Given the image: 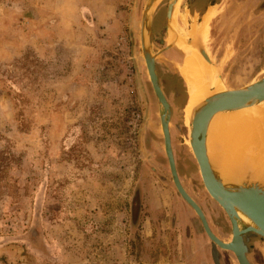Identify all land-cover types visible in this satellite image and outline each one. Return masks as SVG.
Listing matches in <instances>:
<instances>
[{
    "label": "rangeland",
    "instance_id": "1",
    "mask_svg": "<svg viewBox=\"0 0 264 264\" xmlns=\"http://www.w3.org/2000/svg\"><path fill=\"white\" fill-rule=\"evenodd\" d=\"M146 1L126 0L118 47L94 74L91 58L76 69L75 40L57 34L63 24L50 0H0V264H214L164 153L140 48ZM168 3L155 11L154 52L166 46ZM191 4L183 0L179 8V40L191 44L189 33L211 17L203 50L226 89L261 79L264 0H222L204 20L206 10L195 14ZM183 55L174 46L156 60L172 110L174 159L182 187L228 242L229 220L207 195L191 155ZM252 241L250 264H264V239ZM218 251L220 264H237L231 252Z\"/></svg>",
    "mask_w": 264,
    "mask_h": 264
},
{
    "label": "water",
    "instance_id": "2",
    "mask_svg": "<svg viewBox=\"0 0 264 264\" xmlns=\"http://www.w3.org/2000/svg\"><path fill=\"white\" fill-rule=\"evenodd\" d=\"M162 1L147 0L145 3L140 21V48L147 77L159 105L164 153L173 185L182 200L192 209L200 221L211 244L213 263L220 264L218 250H222L231 252L237 264H250L243 237L247 234H255L264 239V186L258 182H251L247 178L236 183L222 180L218 169L212 164L208 156L207 131L212 119L217 114L264 102V76L253 84L209 96L194 109L192 114L190 146L203 187L207 195L226 214L230 222L231 240L225 243L220 241L210 230L202 210L182 187L176 171L169 133L170 106L161 90L155 67L158 57L163 52L172 49L173 45H166L162 50L154 52L152 40L153 17ZM177 1L169 0L167 5L165 34L169 30V22ZM199 52L206 61H209L202 48H199Z\"/></svg>",
    "mask_w": 264,
    "mask_h": 264
},
{
    "label": "bare ground",
    "instance_id": "3",
    "mask_svg": "<svg viewBox=\"0 0 264 264\" xmlns=\"http://www.w3.org/2000/svg\"><path fill=\"white\" fill-rule=\"evenodd\" d=\"M181 3L178 0L174 6L165 43L177 46L184 54L183 76L190 89L193 114L209 96L228 89L208 55L205 53L209 60L206 61L199 52L207 43L211 17L206 18L199 32L194 28L189 33L191 44L188 40H179ZM207 151L225 182L236 183L247 178L264 186V102L214 116L207 131Z\"/></svg>",
    "mask_w": 264,
    "mask_h": 264
},
{
    "label": "crops",
    "instance_id": "4",
    "mask_svg": "<svg viewBox=\"0 0 264 264\" xmlns=\"http://www.w3.org/2000/svg\"><path fill=\"white\" fill-rule=\"evenodd\" d=\"M50 1L51 10L58 14L63 24V29L57 28V34L75 40L76 69L79 66L83 67L86 61L91 58L90 66L96 65V68L93 69L94 74L99 72L100 60L115 52L118 41L125 30L129 15L125 8L126 0ZM197 2L198 0L191 4L195 14L204 9L207 10L213 4L210 3V0L201 4ZM49 3L46 4V7L50 6ZM90 72L92 70H89L88 73Z\"/></svg>",
    "mask_w": 264,
    "mask_h": 264
},
{
    "label": "flooded vegetation",
    "instance_id": "5",
    "mask_svg": "<svg viewBox=\"0 0 264 264\" xmlns=\"http://www.w3.org/2000/svg\"><path fill=\"white\" fill-rule=\"evenodd\" d=\"M197 0H191V2H192V4H194L195 2H196ZM222 0H210V3H213L212 5H216V4H218V3H220ZM215 7L214 6H211V7H209V8H207V10L205 11V13L203 14V16H202V20H204V17L208 14V12H209V10H211V9H214ZM167 11V10H166ZM155 15V14H154ZM154 18V17H153ZM166 19V18H165ZM155 39H156V37H155V35H154V33H153V41H154V43H155ZM155 67H156V72H157V75H158V78H159V82H160V77H159V72H158V65L156 64L155 65ZM160 84V83H159ZM160 87H161V90H163V87H162V85L160 84ZM164 91V90H163ZM170 111L172 112V110H171V108H170ZM170 142H171V137H170ZM185 142H186V140H185ZM184 145L186 146V143H184ZM163 146H164V142H163ZM187 147V146H186ZM171 148H172V142H171ZM187 149L190 151V149L187 147ZM172 153H173V149H172ZM190 153H191V151H190ZM191 155H192V157H193V159H194V156H193V154L191 153ZM173 157H174V154H173ZM174 161H175V159H174ZM175 166H176V171H177V174H178V169H177V165H176V161H175ZM178 177H179V174H178ZM180 180V179H179ZM181 183V182H180ZM203 185V184H202ZM196 202V201H195ZM214 202V201H213ZM215 203V202H214ZM216 204V203H215ZM199 206V205H198ZM200 207V206H199ZM219 207V206H218ZM220 208V207H219ZM191 209V208H190ZM200 209L202 210V212H203V214H204V216H205V213H204V211H203V209L200 207ZM221 209V208H220ZM192 210V209H191ZM225 214V213H224ZM226 215V214H225ZM227 217V216H226ZM206 218V217H205ZM210 228V227H209ZM211 230V229H210ZM229 231H230V238H229V241L231 240V226H230V222H229ZM214 234V233H213ZM215 235V234H214ZM257 236L255 235V234H247V235H245L244 237H243V242H244V244H245V246L247 247V250H248V252H247V255H248V253L250 252V249H251V245H252V243H253V241H252V239H254V238H256ZM228 241V242H229ZM226 243V242H225ZM219 262L221 263V257H220V255H219Z\"/></svg>",
    "mask_w": 264,
    "mask_h": 264
},
{
    "label": "built area",
    "instance_id": "6",
    "mask_svg": "<svg viewBox=\"0 0 264 264\" xmlns=\"http://www.w3.org/2000/svg\"><path fill=\"white\" fill-rule=\"evenodd\" d=\"M135 117L138 119L139 118V115H135Z\"/></svg>",
    "mask_w": 264,
    "mask_h": 264
},
{
    "label": "trees",
    "instance_id": "7",
    "mask_svg": "<svg viewBox=\"0 0 264 264\" xmlns=\"http://www.w3.org/2000/svg\"><path fill=\"white\" fill-rule=\"evenodd\" d=\"M257 236V235H256ZM34 237H36V234L34 235Z\"/></svg>",
    "mask_w": 264,
    "mask_h": 264
}]
</instances>
